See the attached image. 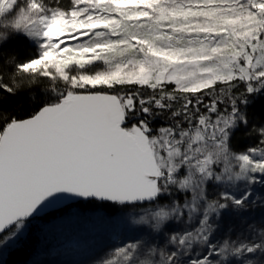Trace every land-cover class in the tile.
Segmentation results:
<instances>
[{
	"label": "snow or ice",
	"instance_id": "6c2138e0",
	"mask_svg": "<svg viewBox=\"0 0 264 264\" xmlns=\"http://www.w3.org/2000/svg\"><path fill=\"white\" fill-rule=\"evenodd\" d=\"M257 100L264 0H0V264L73 220L121 228L84 264H264Z\"/></svg>",
	"mask_w": 264,
	"mask_h": 264
},
{
	"label": "rangeland",
	"instance_id": "374dc122",
	"mask_svg": "<svg viewBox=\"0 0 264 264\" xmlns=\"http://www.w3.org/2000/svg\"><path fill=\"white\" fill-rule=\"evenodd\" d=\"M103 214L100 211H85L84 213L85 217ZM36 226L41 227V225ZM97 233H103L106 239L110 238L116 241L121 236V228L119 226L94 225L87 220H73L44 238L47 244H52V250L48 251L45 243H41L38 249L39 253L25 264H83L89 258L84 253V248L96 245Z\"/></svg>",
	"mask_w": 264,
	"mask_h": 264
},
{
	"label": "trees",
	"instance_id": "16d2710c",
	"mask_svg": "<svg viewBox=\"0 0 264 264\" xmlns=\"http://www.w3.org/2000/svg\"><path fill=\"white\" fill-rule=\"evenodd\" d=\"M24 54H25L24 50L21 49V55H24ZM255 114H256V117H255L256 118V121L259 122V120L261 118V115L264 114V100H257L256 101V103H255ZM233 142H234V144L237 147L243 148V147H245V146L250 145L251 143H253V139L250 138V137L245 136L243 134V132H238L236 134V136L234 137ZM86 211H94V210L88 209ZM95 211H100V212L104 213L102 209L95 210ZM34 223L36 225H41L42 226V222L41 221H35ZM37 228H38V226H37ZM36 235H38V236L40 235L39 231H37ZM106 240L109 243H115L117 241V240L116 241L111 240L110 238H107ZM41 243L42 244L45 243L46 248H47L48 251H50V250L53 249L52 244H47L45 242L44 237L41 236L39 243H37L35 245L28 244L26 246H23L22 247V250L16 251V252H14L12 254L5 253L3 255V258L2 259H3V261L6 262V264H25L26 262H30L32 260L33 256L35 254L39 253L38 252V249H39ZM83 264H84V262H83Z\"/></svg>",
	"mask_w": 264,
	"mask_h": 264
}]
</instances>
